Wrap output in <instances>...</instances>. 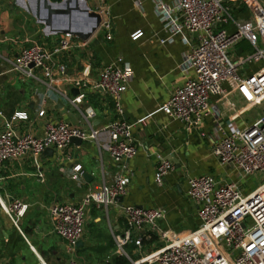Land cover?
I'll list each match as a JSON object with an SVG mask.
<instances>
[{
    "label": "crops",
    "instance_id": "0c3cea01",
    "mask_svg": "<svg viewBox=\"0 0 264 264\" xmlns=\"http://www.w3.org/2000/svg\"><path fill=\"white\" fill-rule=\"evenodd\" d=\"M64 0H49L52 4ZM88 6L99 10V0H86ZM170 4L175 0H162ZM109 8L112 39H104L103 31L79 46L82 41L74 38V47L55 60L66 67L68 79H85L87 88L79 109L90 107L95 116L87 123L72 107L69 100L77 96L78 90L69 82L57 79L53 90L40 71H35L36 80L25 79L13 71L20 49L37 44L51 49L60 35L50 33L36 19V0H0V113L9 120L16 112H25L28 120L16 123L17 133L42 136L47 122H64L71 127L88 132L98 130L117 119L110 97L101 90H93L99 71L109 64H128L132 79L122 95L123 115L128 124L145 119L146 126L132 128V136L138 144L136 156L129 161L131 174L127 193L122 201L105 208L88 206L85 210L82 245L76 248L77 264H89L92 254L102 264H115L117 254L113 236L122 235L126 222L122 207L137 206L143 209H162L164 218L157 223L158 232H171L181 237L196 231L200 225L197 206L187 196L189 177L212 176L216 180L238 182L228 168L219 165L211 154L214 119L206 116L197 130L186 132L183 125L168 119L161 111L171 91L182 86L192 74L180 70L183 54L187 47L176 37L170 44L160 45L168 35L154 11L152 0H143L141 8L136 0H103ZM28 4L32 13L27 11ZM234 18L247 19L249 13L240 2H229ZM45 16V15H43ZM57 19V18H55ZM76 27L89 23L87 18L75 16ZM56 26V24H54ZM228 33L233 26L224 27ZM142 36L132 40V35ZM103 41L94 43L95 38ZM195 38L194 36L191 39ZM243 50L235 55L244 58L249 52L247 41ZM78 45V46H77ZM234 55V56H235ZM240 70L242 76L255 73L261 64H249ZM87 77V78H86ZM225 96L211 98L209 105L219 110L220 122H234L243 129L254 119L246 117L253 108H248L244 98L234 84L222 85ZM234 103L226 108L224 101ZM44 101V117L38 118L39 104ZM3 120L0 117V132ZM160 156L173 164V171L164 179L161 187L154 180ZM36 168L28 156L5 163L0 169V200L9 204L17 199L26 205L25 215L19 220L22 235L12 226L0 209V264H59L69 259L65 242L52 231L48 208L54 204H77L90 191H97L102 183H110L117 166L108 153L95 142L82 141L80 147L70 144L66 152L54 151L38 157ZM80 166L74 172V166ZM39 175L42 177L40 178ZM158 232L142 240L141 246L130 244L124 248L134 260L124 257L129 263L162 247ZM145 236L148 232H144ZM141 235V234H140ZM33 249V250H32ZM130 256V257H131Z\"/></svg>",
    "mask_w": 264,
    "mask_h": 264
},
{
    "label": "built area",
    "instance_id": "2783aa9c",
    "mask_svg": "<svg viewBox=\"0 0 264 264\" xmlns=\"http://www.w3.org/2000/svg\"><path fill=\"white\" fill-rule=\"evenodd\" d=\"M143 0H136L141 8ZM154 11L168 35L160 40V45L172 43L176 37L187 47L183 54L180 70L192 77L174 88L160 111L170 120L183 125L186 132L197 130L206 116L214 119L213 132L208 136L212 142L211 154L220 166L228 168L239 180L260 175L263 182L250 193L244 195L238 182H224L204 175L187 179V196L197 206L198 229L181 237L165 231L158 232L157 223L164 218L162 209H143L137 206L122 207L126 230L122 235L113 236L117 254L127 257L124 248L130 244L141 246L142 240L158 232L163 246L148 256L130 264H264V116L240 129L234 122L222 124L219 110L209 105L211 98H223V83L235 85L248 108L264 104V0H175L170 4L162 0H152ZM229 2L242 3L249 13L247 19L234 18ZM97 11L102 23L104 39L110 41L111 22L109 8L99 0ZM233 26L228 33L225 26ZM142 36L134 33L132 40ZM195 37L191 39V37ZM74 37L60 35L51 49L37 44L20 49L14 62L13 71L25 79L36 80L35 71H40L47 80V87L53 90V83L62 79L71 83L78 94L69 103L88 123L95 113L90 107L79 109L87 88L85 79H68L64 65L55 67L56 58L74 47ZM247 41L252 52L237 62H232L227 50ZM84 46L85 43H79ZM77 45V46H78ZM245 64H261L250 76H242ZM32 66V67H31ZM87 78V77H86ZM132 79L128 64H109L99 73L93 90L107 94L113 104L117 119L102 129L91 128L88 132L71 127L64 122L44 125L42 136L17 133L16 123L28 120L25 112H16L3 120L0 132V169L5 163L28 156L39 168L38 157L47 149L66 152L71 138L95 142L106 151L117 171L110 183H102L97 191L86 193L77 204H54L48 208L53 233L65 242L67 261L59 264H77L76 244L83 236L85 210L88 206L105 208L115 205L118 197L127 193L131 174L128 163L137 154L138 144L132 136V128L146 126L141 119L128 124L121 119L122 95ZM226 108L233 109L234 103L225 100ZM37 117L45 114L44 101L39 104ZM154 180L161 187L164 179L173 171V164L160 156ZM74 172L80 166H74ZM41 178L42 176L39 175ZM26 205L17 199L5 204L0 200V209L12 226L22 235L17 222L25 215ZM148 235L145 236L144 232ZM141 234V235H140ZM33 250V249H32ZM41 264H44L41 261Z\"/></svg>",
    "mask_w": 264,
    "mask_h": 264
},
{
    "label": "water",
    "instance_id": "95a60500",
    "mask_svg": "<svg viewBox=\"0 0 264 264\" xmlns=\"http://www.w3.org/2000/svg\"><path fill=\"white\" fill-rule=\"evenodd\" d=\"M26 8L31 14V7L26 4ZM77 15L87 18L89 23L87 25L85 24L83 27L74 26V17ZM36 19L42 22L50 33L62 35L70 34L72 37L82 42H88L92 39L102 23L100 14L97 11L92 10L88 6L86 0H64L62 3L58 4H52L49 0H36ZM54 24H56V26ZM97 41L103 40L100 37H97L95 38L94 43ZM70 143L80 147L82 141L78 138H71ZM52 152V149H47L43 154L51 155ZM122 199V197H118L117 200L121 202ZM17 226H21L20 221L17 222ZM82 244V241H79L77 242L76 247L78 248Z\"/></svg>",
    "mask_w": 264,
    "mask_h": 264
},
{
    "label": "rangeland",
    "instance_id": "374dc122",
    "mask_svg": "<svg viewBox=\"0 0 264 264\" xmlns=\"http://www.w3.org/2000/svg\"><path fill=\"white\" fill-rule=\"evenodd\" d=\"M245 42V41H244ZM245 45V43H241V44H236L232 47H230L227 50L228 53V57L231 59L232 62H237L238 60L242 59L241 57H239V55H235L238 54L240 52V49H244L243 46ZM251 52L247 51V55H249ZM235 55V56H234ZM248 67H250L249 64H245L243 65L241 68L242 69H247ZM262 116H264V104L258 105L255 108H253L252 110H250L247 114L246 117L248 118H252L254 120L261 118ZM234 178L236 179V181H238L239 187L241 189V191L243 192L244 195L250 193L251 191H253L256 187H258L262 182V177L260 175H256L255 177H249L245 180H239V178L234 175ZM228 182H231L230 179L226 180ZM125 252H128L125 249ZM128 254L130 255V253L128 252ZM131 256V255H130ZM129 258L131 260H134V257H130ZM89 264H102L97 260V255L96 254H92V257L89 259L88 261ZM130 264V263H129Z\"/></svg>",
    "mask_w": 264,
    "mask_h": 264
},
{
    "label": "trees",
    "instance_id": "16d2710c",
    "mask_svg": "<svg viewBox=\"0 0 264 264\" xmlns=\"http://www.w3.org/2000/svg\"><path fill=\"white\" fill-rule=\"evenodd\" d=\"M249 52H252L250 49ZM115 264H129V262L124 257H119L114 260Z\"/></svg>",
    "mask_w": 264,
    "mask_h": 264
}]
</instances>
